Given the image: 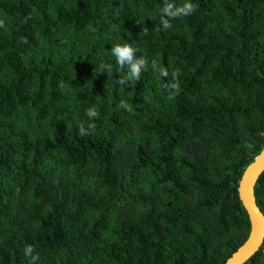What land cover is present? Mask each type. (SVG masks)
<instances>
[{
    "label": "trees",
    "instance_id": "trees-1",
    "mask_svg": "<svg viewBox=\"0 0 264 264\" xmlns=\"http://www.w3.org/2000/svg\"><path fill=\"white\" fill-rule=\"evenodd\" d=\"M163 2L0 0V264H29L26 245L35 264H221L245 241L237 185L264 144V0H189L161 31ZM125 42L149 66L121 86L110 50ZM254 196L264 217V170ZM244 264H264V238Z\"/></svg>",
    "mask_w": 264,
    "mask_h": 264
},
{
    "label": "clouds",
    "instance_id": "clouds-1",
    "mask_svg": "<svg viewBox=\"0 0 264 264\" xmlns=\"http://www.w3.org/2000/svg\"><path fill=\"white\" fill-rule=\"evenodd\" d=\"M196 7L197 6L189 2V0H185L181 6H177L176 4L169 2V0H164L163 7L160 10L159 24L161 27L159 30L166 31L170 29L172 27L171 20L191 15L196 10ZM30 18L31 17H27L26 20ZM0 28H5V22L2 19H0ZM92 31H95V29H92ZM143 31L147 32V29L145 28ZM21 42L27 43V38L21 37ZM110 51L111 55L115 57L116 64L119 69L123 70L127 68L126 76L117 81V83L121 86H126L132 81L138 82L140 80L141 73L146 71L149 66V61L145 57L141 56L137 58L136 52L139 51V49L132 47L127 42L122 45L118 44L113 46ZM100 68L107 72L112 71V66L107 63H101ZM151 68L154 72H158L159 76L162 78L167 79L170 75L167 68L158 66L155 60L151 62ZM179 76V70H173L171 73V80L165 84V88L168 93L167 98L169 100L174 99L179 91ZM61 87H63V85H61ZM118 107L131 111L128 103L123 100L120 101ZM86 115L90 122L87 129H85L83 124L78 126V135L81 137L91 134V130L96 127L94 121L99 118V113L95 107L87 109ZM33 251L34 249L31 245H26L24 255L26 257H30L29 264H35V262L39 259L38 254L33 255Z\"/></svg>",
    "mask_w": 264,
    "mask_h": 264
},
{
    "label": "water",
    "instance_id": "water-1",
    "mask_svg": "<svg viewBox=\"0 0 264 264\" xmlns=\"http://www.w3.org/2000/svg\"><path fill=\"white\" fill-rule=\"evenodd\" d=\"M264 170V144L251 163L242 171L237 185V193L248 220V234L221 264H244L259 249L264 238V217L255 202L254 186Z\"/></svg>",
    "mask_w": 264,
    "mask_h": 264
}]
</instances>
